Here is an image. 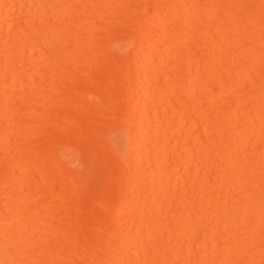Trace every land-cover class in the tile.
Segmentation results:
<instances>
[{"label":"bare ground","instance_id":"1","mask_svg":"<svg viewBox=\"0 0 264 264\" xmlns=\"http://www.w3.org/2000/svg\"><path fill=\"white\" fill-rule=\"evenodd\" d=\"M0 264H264V0H0Z\"/></svg>","mask_w":264,"mask_h":264}]
</instances>
